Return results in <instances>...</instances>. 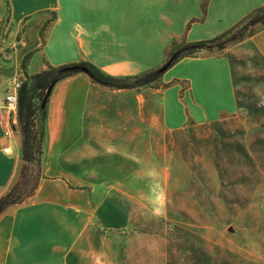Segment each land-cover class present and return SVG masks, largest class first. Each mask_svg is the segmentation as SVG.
I'll list each match as a JSON object with an SVG mask.
<instances>
[{
    "label": "crops",
    "instance_id": "obj_1",
    "mask_svg": "<svg viewBox=\"0 0 264 264\" xmlns=\"http://www.w3.org/2000/svg\"><path fill=\"white\" fill-rule=\"evenodd\" d=\"M9 1L12 30L5 23L6 0H0V39L6 42L0 51L11 49L17 71L10 73L11 62L0 66L8 75L0 73L7 80L1 79L0 84V125L6 115V130L5 99L13 80L24 76L21 64L28 53L35 52L28 64L30 75L81 61H90L114 76L137 75L162 65L174 45L213 39L264 6V0H210L204 15V0ZM48 22L43 43L42 30ZM246 46L249 50L241 49ZM253 56L264 64V29L221 53L183 59L162 77L161 88L112 90L86 74L58 83L48 104L45 178L34 197L0 216V264H90L93 247L102 242L103 224L93 210L98 192L94 179L87 175L75 183L53 169L71 149L66 136L76 130V125L74 129L63 126L62 120L73 116L82 120L92 89L95 98L103 100V93L108 94L103 110L109 117L140 119L143 107L155 119L159 103L160 116L179 127L188 118L210 120L237 112L238 74L245 68L242 63ZM59 89L64 90L61 96ZM100 128L108 134L126 130L122 126ZM5 148L11 153H5ZM22 165V142L16 140L15 131L10 138L0 130V197L14 185Z\"/></svg>",
    "mask_w": 264,
    "mask_h": 264
},
{
    "label": "rangeland",
    "instance_id": "obj_2",
    "mask_svg": "<svg viewBox=\"0 0 264 264\" xmlns=\"http://www.w3.org/2000/svg\"><path fill=\"white\" fill-rule=\"evenodd\" d=\"M11 55V49L0 51L1 67ZM259 63L257 56L242 63L239 110L216 119L188 118L175 127L160 116L159 103L155 119L143 107L140 119L109 117L103 110L108 94L95 98L92 89L82 120H62L71 128L73 119L76 130L66 136L71 149L54 171L75 183L91 176L98 188L93 210L103 224L102 242L93 247L90 264H264V64ZM8 67L17 71L14 61ZM17 78L22 81L23 73ZM1 123L4 134L6 115ZM121 126L124 134L100 128ZM13 128L23 143L19 120Z\"/></svg>",
    "mask_w": 264,
    "mask_h": 264
},
{
    "label": "trees",
    "instance_id": "obj_3",
    "mask_svg": "<svg viewBox=\"0 0 264 264\" xmlns=\"http://www.w3.org/2000/svg\"><path fill=\"white\" fill-rule=\"evenodd\" d=\"M209 2L210 0H204L203 2L202 9L204 15L207 13ZM6 7L7 17L5 23L8 26L11 18V5L9 0H6ZM195 21L197 20L195 19L192 22ZM48 25L49 22L42 30L43 43L45 41L43 31ZM189 27H191V23ZM257 27L260 28L257 30ZM262 29H264V6L253 11L231 30L213 39L186 42L180 46L174 45L171 53L162 65L141 74L131 76L111 75L90 61H81L59 67L51 66L49 69L30 75L27 72L28 64L35 55V52L28 53L21 64V68L24 71V79L22 80L19 92L18 114L23 134V165L18 181L7 193L0 197V216L9 208L22 205L34 197L42 180L45 178L44 157L50 98L44 106V97L46 91L52 84L56 86L66 79L79 74H86L94 83L112 90L157 88L162 77L183 59L203 57L201 55L203 52L206 55L221 53L253 37ZM36 99H39L41 103H36ZM39 118L41 119L40 124H38ZM33 167L36 169L35 171H33Z\"/></svg>",
    "mask_w": 264,
    "mask_h": 264
},
{
    "label": "built area",
    "instance_id": "obj_4",
    "mask_svg": "<svg viewBox=\"0 0 264 264\" xmlns=\"http://www.w3.org/2000/svg\"><path fill=\"white\" fill-rule=\"evenodd\" d=\"M2 83V80L0 78V84ZM22 82L19 79H15L13 81V87L12 91L6 96L5 99V108L9 115L8 118V129L5 132L6 137H13L14 134V128L13 125H18V114H19V92L21 89ZM4 152L7 154L11 153L10 148H5Z\"/></svg>",
    "mask_w": 264,
    "mask_h": 264
},
{
    "label": "water",
    "instance_id": "obj_5",
    "mask_svg": "<svg viewBox=\"0 0 264 264\" xmlns=\"http://www.w3.org/2000/svg\"><path fill=\"white\" fill-rule=\"evenodd\" d=\"M84 72H86V70H84ZM54 87H55V84H52V85L48 88V90H47V92H46V95H45V97H44V106L46 105L47 100L51 97L52 92H53V90H54Z\"/></svg>",
    "mask_w": 264,
    "mask_h": 264
},
{
    "label": "bare ground",
    "instance_id": "obj_6",
    "mask_svg": "<svg viewBox=\"0 0 264 264\" xmlns=\"http://www.w3.org/2000/svg\"><path fill=\"white\" fill-rule=\"evenodd\" d=\"M76 117H77V118H76ZM76 117H75V119H77V120H78V119H79V118H78V116H76ZM68 119H69V117H68ZM70 120H71V119H70ZM74 121H75V120H74ZM69 122H70V123L72 122V124H70V125H72L73 127L71 126V128H73V129H74V128H75V127H74V126H75V124L73 125V119H72L71 121H69ZM75 122H77V121H75ZM67 123H68V121H67ZM76 124H77V123H76ZM67 125H68L67 127H69V124H67ZM73 129H72V130H73ZM72 130H71V131H72Z\"/></svg>",
    "mask_w": 264,
    "mask_h": 264
}]
</instances>
